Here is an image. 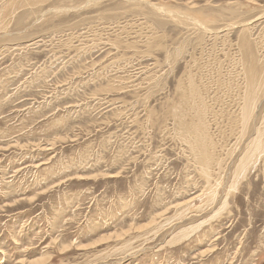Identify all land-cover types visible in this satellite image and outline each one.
<instances>
[{
	"label": "rangeland",
	"instance_id": "1",
	"mask_svg": "<svg viewBox=\"0 0 264 264\" xmlns=\"http://www.w3.org/2000/svg\"><path fill=\"white\" fill-rule=\"evenodd\" d=\"M0 9V264H264V152L235 172L264 129V90L248 123L239 109L264 0ZM190 80L207 177L177 121Z\"/></svg>",
	"mask_w": 264,
	"mask_h": 264
},
{
	"label": "bare ground",
	"instance_id": "2",
	"mask_svg": "<svg viewBox=\"0 0 264 264\" xmlns=\"http://www.w3.org/2000/svg\"><path fill=\"white\" fill-rule=\"evenodd\" d=\"M0 13H1V9H0ZM262 16H263V14H262ZM247 22L245 24L249 25L251 23L250 20H249L250 23L249 22L247 23ZM249 36H251V35H249ZM253 42H254V40H253ZM241 46H242L243 50L245 51L243 59H242L243 60L242 70L244 73L243 75L245 77V88H244V84H243V88H244V92L242 93L243 95H241L240 91H238L240 94L239 96H242V100H243V106H242V108H239V109H241V111L240 110L239 111L241 112L240 117L245 121V120H247V117L249 115H251L250 114L251 110L254 108L253 106H255L254 103L258 99L260 91L264 90V64L260 63L258 61V59H256V57L252 54L251 50H249L250 49V48H248L249 43H248V41H246L245 34H243ZM255 53H256V50H255ZM258 58H259V55H258ZM240 79H241V77H240ZM241 81H243V79ZM241 83H243V82H241ZM185 84L186 83H184V85ZM199 88L200 87H198V90H200ZM241 88L242 87L240 86V90H241ZM198 90H197L196 86L192 83V81L190 80L188 85H187V88L186 89L184 88L183 90H181V94L180 93L178 94L180 96V103L182 106L181 105L178 106V108L176 110V115H177V121L180 122V130L185 136L184 139L190 143V148L198 154V160L201 163L203 174H204V176L207 177V174L210 173L208 170V166H211L210 163L212 162L211 161V148H210V143H209L210 139L208 138V135L206 133L205 122H204V109H205V107H204V105L200 99L201 97H199ZM235 91H237V90H235ZM261 96H262V94H261ZM235 97H237V96H235ZM185 105L192 106L194 108L192 111L194 113L196 121H189L188 118H187L188 121L185 120L186 118L184 117V113L182 110L183 106L185 107ZM240 105H241V103L238 106L241 107ZM237 117L239 118V116H237ZM245 122H247V121H245ZM263 134H264V129H262L261 127H258L256 130L255 137L252 140L250 139L251 141L249 143V146L250 145L251 146L250 147L248 146L246 151L244 150L242 160H240L241 157H240V159H238V161L240 160V163L237 164V167H235L236 173L237 172L241 173L243 170L244 171L242 173H244L245 169L242 170V167H244L242 165H244L245 163H246L245 165H247V161L252 160V158H254L256 160L255 157H257L260 154H263V152H264V139H262ZM258 157H257V159H258ZM262 158H263V156L261 157V159ZM262 163H263L262 165L264 166L263 161H262ZM239 169L242 171L239 172ZM236 173H234V175ZM239 175H241V174H239ZM239 175H237L235 177L237 178ZM236 178H234V176H233V179H236ZM234 184H235V182H234ZM231 185H233V182L231 183ZM233 187H235V185ZM120 235H121V233L117 234V237ZM37 263L38 262L36 260H30V262H28L27 264H37Z\"/></svg>",
	"mask_w": 264,
	"mask_h": 264
}]
</instances>
